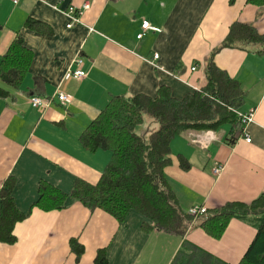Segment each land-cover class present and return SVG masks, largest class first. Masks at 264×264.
I'll return each mask as SVG.
<instances>
[{"label":"crops","instance_id":"1","mask_svg":"<svg viewBox=\"0 0 264 264\" xmlns=\"http://www.w3.org/2000/svg\"><path fill=\"white\" fill-rule=\"evenodd\" d=\"M84 4L89 6L82 22L67 27L63 9ZM28 19L45 24L46 31L27 28ZM145 20L155 30L138 38ZM237 21L264 34V5L248 0H0V64L16 36L32 53L17 84L0 77V187L9 175L17 179L14 197L27 215L15 224L16 242L0 241V264H96L101 248L108 264H171L184 240L228 264H240L256 235L246 221L232 218L220 238L201 227L180 236L148 231L136 211L118 224L71 196L78 178L96 183L110 159L108 151L91 152L80 142L102 109L118 96H155L161 85L177 98L204 88L205 60L213 52L217 66L244 92L236 111L252 112L253 121L234 144L226 140L228 124L175 137L166 176L186 212L197 205L251 202L264 194V44L220 47ZM78 57L84 77L74 74ZM58 92L68 94L70 102L61 103ZM31 96L51 104L38 110ZM218 165L223 168L216 174ZM41 181L68 195L65 208L33 207ZM72 239L84 248L79 257Z\"/></svg>","mask_w":264,"mask_h":264},{"label":"trees","instance_id":"2","mask_svg":"<svg viewBox=\"0 0 264 264\" xmlns=\"http://www.w3.org/2000/svg\"><path fill=\"white\" fill-rule=\"evenodd\" d=\"M258 6L264 0H248ZM26 27L46 31L45 24L28 19ZM264 44V34L254 26L235 22L220 47L244 48L248 44ZM214 52L205 60L208 83L182 98L174 97L171 88L161 85L155 96L138 93L129 97H114L82 132L80 142L84 149L95 152L106 150L110 159L96 183L78 178L71 196L90 211L102 210L118 224L130 211L145 219L142 226L183 236L188 228L201 227L209 235L220 238L232 218L252 224L256 235L240 264H264V194L251 202L229 201L216 208H207L197 216L184 211L166 176L171 160V142L187 130L217 131L230 126L228 144L244 134L241 119L235 111L242 103L244 92L238 80L217 66ZM31 51L23 39L16 36L2 56L0 77L17 84L23 77L31 59ZM148 119V120H147ZM149 124L146 135L136 129ZM157 126L154 127L153 124ZM189 168L190 165L184 162ZM17 179L9 175L0 187V241L16 242L15 224L27 215L16 204L14 189ZM68 195L56 186L41 181L39 198L33 204L44 211L61 210ZM77 256L83 246L71 240ZM96 264H108L106 248H101ZM171 264H228L196 244L184 240Z\"/></svg>","mask_w":264,"mask_h":264},{"label":"built area","instance_id":"3","mask_svg":"<svg viewBox=\"0 0 264 264\" xmlns=\"http://www.w3.org/2000/svg\"><path fill=\"white\" fill-rule=\"evenodd\" d=\"M20 0H12V2L14 4H18ZM88 4H84L81 7H77L74 5H70L68 6L66 9H63L64 14L67 16L68 18V24L67 27L71 28L72 26H74L75 24H79L82 22V14L84 13L85 9L88 8ZM143 27V31L138 34V38H141L145 31L148 29H154L153 26L150 25L149 21L145 20L142 24ZM159 57L158 54L154 55V58L157 59ZM76 62L78 64V69L74 72V74L78 77H84L86 75V72L81 68L83 65V59L81 57H78L76 59ZM193 70L195 69V67L192 68ZM56 97L58 98V100L63 103L66 104L68 102H70L71 98L68 94L64 93V92H58L56 94ZM30 102L32 104L33 107L37 108L38 110L41 111H45L51 104V100L48 98H44L41 96H31L30 98ZM236 111V110H235ZM239 118L241 119L242 123L244 124V133L246 132V126L253 121V113H241L239 111H236ZM247 141L250 142L251 138H249V136H247ZM223 166L222 165H218L216 166V168H214V172L216 174H219L220 171L222 170ZM207 207L205 206H193L189 209V213L193 216H197L199 214L205 213L206 212Z\"/></svg>","mask_w":264,"mask_h":264},{"label":"rangeland","instance_id":"4","mask_svg":"<svg viewBox=\"0 0 264 264\" xmlns=\"http://www.w3.org/2000/svg\"><path fill=\"white\" fill-rule=\"evenodd\" d=\"M148 126H149V124H148V122L147 123H145V124H143V125H140L137 129H136V131L138 132V133H140V134H143V135H146L145 133H147L145 130L148 128ZM228 126V125H227ZM224 128H226V127H224Z\"/></svg>","mask_w":264,"mask_h":264}]
</instances>
